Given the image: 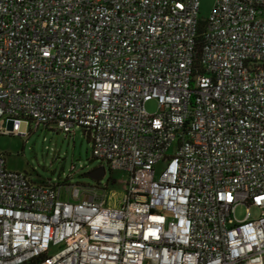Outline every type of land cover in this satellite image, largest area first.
Masks as SVG:
<instances>
[{
    "label": "built area",
    "instance_id": "1",
    "mask_svg": "<svg viewBox=\"0 0 264 264\" xmlns=\"http://www.w3.org/2000/svg\"><path fill=\"white\" fill-rule=\"evenodd\" d=\"M199 8L0 0V136L81 129L126 175L64 199L0 152V264H264V0Z\"/></svg>",
    "mask_w": 264,
    "mask_h": 264
},
{
    "label": "rangeland",
    "instance_id": "2",
    "mask_svg": "<svg viewBox=\"0 0 264 264\" xmlns=\"http://www.w3.org/2000/svg\"><path fill=\"white\" fill-rule=\"evenodd\" d=\"M215 0H200L199 16L207 19ZM146 111L155 113L157 104L150 101L145 106ZM14 123L9 121L7 129H11ZM19 132L0 136V152L5 157L7 170L27 173L31 179L43 180L50 183H63L84 187H104L109 178L117 183L109 185L108 191H114L115 196L111 203L122 199L124 191L123 181L126 175L122 172H111L108 166L93 157L91 143L83 135L81 129H76L72 135L55 130V126L49 128L32 125L28 128L26 122L19 124ZM103 168L104 176L95 181L88 176L92 171ZM62 198L66 199V187L60 186ZM87 192L82 194L81 199L87 197ZM252 219H257L260 211L250 208ZM246 216L244 205H238L234 211L237 221H242Z\"/></svg>",
    "mask_w": 264,
    "mask_h": 264
},
{
    "label": "trees",
    "instance_id": "3",
    "mask_svg": "<svg viewBox=\"0 0 264 264\" xmlns=\"http://www.w3.org/2000/svg\"><path fill=\"white\" fill-rule=\"evenodd\" d=\"M204 26H205V24H204V22H202L201 21V23H200V27H199V32L200 31H202L203 30V28H204ZM44 128H48L47 126H43ZM27 174V173H26ZM28 175V174H27ZM29 176V175H28ZM98 181V180H97ZM35 182H38V183H40V184H48L49 182L48 181H43V180H35ZM115 183H117L116 182V180H114V179H112V177H110L109 178V181H108V186L111 184V185H113V184H115ZM56 185L57 186H64L65 185V187L66 186H69V185H67V183L66 182H63V183H56Z\"/></svg>",
    "mask_w": 264,
    "mask_h": 264
},
{
    "label": "water",
    "instance_id": "4",
    "mask_svg": "<svg viewBox=\"0 0 264 264\" xmlns=\"http://www.w3.org/2000/svg\"><path fill=\"white\" fill-rule=\"evenodd\" d=\"M105 172L103 168L96 169L88 174L90 178L97 181L100 180L104 176Z\"/></svg>",
    "mask_w": 264,
    "mask_h": 264
}]
</instances>
